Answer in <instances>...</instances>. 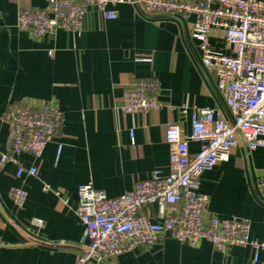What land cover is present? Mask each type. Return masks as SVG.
<instances>
[{
    "label": "crops",
    "instance_id": "obj_1",
    "mask_svg": "<svg viewBox=\"0 0 264 264\" xmlns=\"http://www.w3.org/2000/svg\"><path fill=\"white\" fill-rule=\"evenodd\" d=\"M44 5L45 0H0V114L22 102L45 101L63 116L40 158L27 152L17 156L24 167L35 166V175L17 177L14 164L0 166V264H74L88 242L74 212L78 186L91 183L116 196L156 168L166 173V122H179L188 132L193 106L221 105L213 73L195 58L194 15L145 16L124 0L109 5L114 18L87 7L76 31L57 28L35 37L17 28L19 9ZM223 40L221 28L209 31L214 49H222ZM142 79L157 84L155 97L162 106L134 116L122 113L123 92ZM188 149L197 151L199 143L189 141ZM0 150H10L9 130L1 120ZM263 166L264 148L248 150L239 142L226 160L202 173L199 185L208 196V212L247 218L249 235L257 240H264V198L256 185ZM44 184L49 191L42 190ZM12 186L26 190L22 208L8 196ZM142 211L152 215L155 207L145 205ZM251 255L248 246L222 252L204 239L190 246L160 235L151 245L99 264H253Z\"/></svg>",
    "mask_w": 264,
    "mask_h": 264
},
{
    "label": "built area",
    "instance_id": "obj_2",
    "mask_svg": "<svg viewBox=\"0 0 264 264\" xmlns=\"http://www.w3.org/2000/svg\"><path fill=\"white\" fill-rule=\"evenodd\" d=\"M121 2L124 0H45L42 7L19 9L16 25L35 37L57 28L76 31L82 26L87 7L114 18L116 11L109 5ZM129 2L145 16H195L190 26V39L196 41L195 58L204 71L213 73L221 105L193 106L188 132L179 122H166V173L156 168L116 196L106 195L91 183L78 186L74 212L88 242L74 264H99L106 258L151 245L160 235L190 246L204 239L222 252L233 246H248L252 263L264 264V240L250 237L249 220L208 212V196L199 191L202 173L226 160L239 142L248 150L264 148V0ZM212 28L224 31L222 49H214L208 41ZM47 52L51 54V50ZM156 90L153 80H140L135 89L123 92L120 111L134 116L158 110L162 104L155 97ZM181 112H186L185 106ZM0 120L10 134V150H0V166L4 162L14 164L17 177L35 175V166L24 167L17 156L27 152L40 158L62 125V112L50 102H22L3 110ZM189 141L198 142L199 149L190 152ZM256 185L264 198V166L257 170ZM42 190L49 191L50 186L44 184ZM8 196L22 208L26 190L12 186ZM145 205L154 206V214L143 212ZM32 221L42 224L40 218Z\"/></svg>",
    "mask_w": 264,
    "mask_h": 264
}]
</instances>
